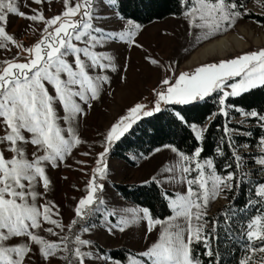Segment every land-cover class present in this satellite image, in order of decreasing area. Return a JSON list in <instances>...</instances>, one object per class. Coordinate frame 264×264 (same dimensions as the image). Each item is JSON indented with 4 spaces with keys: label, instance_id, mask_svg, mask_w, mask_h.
I'll use <instances>...</instances> for the list:
<instances>
[{
    "label": "snow or ice",
    "instance_id": "6c2138e0",
    "mask_svg": "<svg viewBox=\"0 0 264 264\" xmlns=\"http://www.w3.org/2000/svg\"><path fill=\"white\" fill-rule=\"evenodd\" d=\"M33 2L40 4L42 0ZM115 2L76 0L70 4L69 0H63L62 11L45 17L38 9H30L31 14L20 11L16 0H0V49L10 46L17 49L14 56L0 61V264H34V248L45 262L56 257L64 264H90L92 261H100L101 264H202L199 255L194 256L192 250L193 243L199 242L204 245V256H215L219 260V252L214 253L211 244L218 238L221 224L212 220L211 228H206V206L225 189L238 188L241 180H250V174L241 169L244 160L234 147L233 135L250 136L251 132L230 128L227 120L223 125L221 143L226 137L235 170L218 173L212 156L200 158V146L188 154L173 145H165L171 148L177 159L172 165L164 166L163 170L170 173L164 180L185 186L183 192L162 193L171 215L163 220L153 219L147 207L124 208L119 214L115 210L102 212L100 219L109 232L114 228L123 231L126 226L137 222L140 219L138 212L143 213V219L149 225L148 231L152 230V225H160L158 238L136 253L141 259L130 256L121 261L102 255L93 250L96 248L94 241L82 238V234L90 233L96 227L90 220L101 212V206H105L98 193L104 187L101 181L106 179L105 156L110 145L142 116H152L170 105H188L204 100L215 93L217 109L209 114L203 125L189 123L180 111L173 112L175 119L190 129L198 145L204 140L212 120L220 114L228 117L229 110L238 112L245 119H256L264 130V112L255 108L246 110L226 100L264 86V47L218 62L200 64L191 72L175 74L169 68L173 75H166L152 89L154 99L150 105L132 104L106 129L103 150L96 153L85 194L75 203L70 222L65 225L61 219L53 218L59 217V209L54 201L47 198L51 185L47 168L63 164L66 156L82 143L77 132L78 118L85 114L82 105L90 107L91 101L98 98L103 84L109 82L104 70H116L114 57L108 51L95 49L104 48L107 42L116 40L136 44L134 37L141 27L131 19L119 31L107 30L94 23L107 18L99 14L95 5L111 7ZM255 2L264 9V0ZM180 4L181 15L187 20L189 31L199 30L197 40L231 28L238 18L249 12L237 0H180ZM8 13L42 23L43 27L34 29V33L39 34L31 44L25 46L6 31ZM261 14L264 15V11ZM115 15L119 17V11ZM146 59H150L153 65L159 64L156 59ZM124 78L121 75V79ZM230 78L231 82H228ZM244 122V119L235 121L240 125ZM238 147L248 148L249 145ZM258 147L264 153V135L258 137ZM215 153L223 156L220 145L215 148ZM255 161L264 170V155L255 157ZM76 163L84 165L87 161ZM224 167L230 169L227 163ZM193 171L196 175L189 178ZM151 180L160 183L155 176ZM253 183L260 199L250 198L248 203H264V183ZM222 214L225 217L224 230L229 231V221L235 211ZM117 215L116 223H112L109 216ZM45 224L50 226L45 227ZM54 228L59 231H54ZM49 235L56 238L48 239ZM240 235L246 237L247 243L242 245L244 256L238 264H264V212L252 216L247 227L241 228ZM254 242L259 244V248L254 246ZM257 253L261 254L258 259Z\"/></svg>",
    "mask_w": 264,
    "mask_h": 264
},
{
    "label": "rangeland",
    "instance_id": "374dc122",
    "mask_svg": "<svg viewBox=\"0 0 264 264\" xmlns=\"http://www.w3.org/2000/svg\"><path fill=\"white\" fill-rule=\"evenodd\" d=\"M16 2L20 11L31 14L30 9H38L43 12L45 17L55 15L64 8L63 0H42L40 4L34 3L33 0H16ZM69 2L74 4L76 0H69ZM95 7L99 10L100 15L107 18L102 21H94V23L107 30H122L128 19L117 17L113 6L109 7L104 4L101 8V5L97 4ZM244 8L249 9V12L238 18L231 28H226L207 38L197 40L196 33L199 30L192 29L190 32L187 20L182 15L167 16L161 20L141 25L134 37L136 44L116 40L107 42L104 48L98 47L95 49L96 51H108L114 57L116 70H104V74L109 77V82L103 84L98 98L91 101L90 107L82 105L85 114L78 118L77 128L82 143L77 145L69 156H66L63 164H60L57 168L50 166L47 168V175L51 180L47 198L54 201L59 209V217L53 216L54 219H61L65 225L70 222L74 215L75 203L85 194V185L90 175V168L95 164L96 153L103 150V136L106 129L120 115L125 114V110L132 104L141 102L150 105L154 99L152 89L166 75H173V72L168 71L169 68L173 69L175 74H179L180 71L191 72L200 64L218 62L220 59L231 58L242 52L264 47V22L253 17L256 15L264 19V15L261 14L264 9H261L255 0L247 2ZM40 27H43L42 23L37 24L20 17L18 14L8 13L6 15V31L13 34L16 40L22 42L25 46L31 44L38 36L39 33H34V29ZM234 36L240 38L243 45L237 46L230 40V48L226 49L225 52L208 54L203 60L198 58L197 49L207 42L218 37L231 39ZM16 51L15 46L0 49V61L11 58ZM146 57L156 59L159 64L153 65L150 59H146ZM97 73H99V69H97ZM121 75L125 78L121 79ZM235 79H239V77ZM228 82H231V78ZM225 90L230 91L227 88ZM57 107L59 108V106ZM62 114V110H60V115ZM242 119L245 120L244 124L235 123V121ZM250 119V117L245 119L238 112L229 110L227 122L230 128H239L241 132H249L248 129L251 126H258L257 121L252 123ZM0 134H2V129H0ZM243 144L247 143L235 141L234 144L244 160L241 165L242 171L255 178H260L262 181L259 183H264V170L255 161V157L264 155V153H261L258 146L256 148L238 147ZM164 146L156 148L158 151L154 149L149 154L136 159L135 165H129L120 159L112 158L109 152L106 154L107 175L106 179L101 181L104 187L98 193L105 201V206H101V212L90 220V223L95 224L96 227L90 233L82 234V238L91 239L105 249L125 247L136 253L158 238L160 225H152V230L148 231L149 225L143 219L142 212L137 213L140 219L126 226L123 231L114 228L109 232L100 216L103 211L107 210H115L119 214L120 210L124 208L142 209V207L121 197L114 189L113 183H141L151 180L155 176L160 181L158 184L163 189L170 191L171 194L176 191H185L183 184L169 183L164 180V177L170 175V173L163 170L164 166L166 164L172 165L177 159L171 148ZM85 152L89 154L83 155ZM79 160L87 161V163L80 165L76 163ZM81 168H84V171H80ZM195 175L196 172L193 171L190 173L189 178ZM227 190L220 192L215 199L209 200L206 206L207 214L212 213L226 203ZM256 198L255 200L259 201L260 198L257 196ZM254 204H259L255 215L258 212H264V203ZM127 215L130 216L131 213H127ZM117 219L118 215L109 216L112 223H116ZM44 226L49 227L50 225L45 224ZM54 231L59 230L54 228ZM41 234L44 233L41 231ZM47 238L55 239L56 237L49 235ZM93 250L97 251L96 248ZM33 252L35 253L33 255L34 264H64V261L56 257H51L49 261L45 262L35 248ZM259 255L261 254L257 253V259ZM131 257L141 259L136 256ZM90 264H101V262L92 261ZM103 264H107V262H103Z\"/></svg>",
    "mask_w": 264,
    "mask_h": 264
},
{
    "label": "trees",
    "instance_id": "16d2710c",
    "mask_svg": "<svg viewBox=\"0 0 264 264\" xmlns=\"http://www.w3.org/2000/svg\"><path fill=\"white\" fill-rule=\"evenodd\" d=\"M250 0H237L238 3L244 5ZM115 11H119L120 17L131 19L140 25H146L150 22L161 20L167 16H181L182 6L180 0H116L113 5ZM256 17L259 21L264 19ZM229 104L243 107L246 110L252 108L260 112H264V86H257L245 93H241L237 97L226 98ZM217 109L216 94H210L204 100L195 101L188 105H170L163 108L161 112L153 113L152 116L141 117L131 128L118 140L113 142L109 147V155L112 158L135 165L136 159L149 154L152 150L164 146L173 145L178 150L190 154L197 147H202L200 158L208 156L214 158V167L218 173H225L227 170H235V161L232 158L231 150L228 148V141L225 137L223 143V125L228 117L220 114L210 123L205 133L203 141L198 143L195 141L188 127L177 121L173 115L174 111H180L189 123L196 122L200 125L204 124L209 114ZM253 123L256 119L251 118ZM219 126V127H218ZM250 136L233 135V140L238 143H247L250 148L258 146V137L264 135V131L259 126H251L249 129ZM220 145L223 149V156L216 155L215 148ZM229 164L230 169H225L224 165ZM145 183H113L114 189L124 199L133 202L140 207L150 209L153 219L164 217L171 214V210L167 207V201L162 193L171 195V192L163 189L157 182L147 180ZM262 181L260 178L250 176V180L245 182L241 180L240 186L228 189L226 192V203L217 208L210 214H206L205 219L208 221L206 228L210 229L212 220L220 222L218 228V238L212 240V251L219 252V260L215 256H204L205 251L202 242L193 243V255H199L202 264H238L239 259L244 256V248L242 245L247 243L246 237L240 235L241 228H246L247 221L256 214L259 204H249V199H257L255 196L254 183ZM235 211V215L231 216L229 221L230 230L225 231L223 221L225 219L222 214L224 211ZM211 238V237H210ZM99 253L111 256L113 259L125 261L128 256H136V252L125 247H114L105 249L95 243ZM255 247L259 244L254 242ZM139 257V256H136ZM141 258V257H139Z\"/></svg>",
    "mask_w": 264,
    "mask_h": 264
},
{
    "label": "bare ground",
    "instance_id": "6f19581e",
    "mask_svg": "<svg viewBox=\"0 0 264 264\" xmlns=\"http://www.w3.org/2000/svg\"><path fill=\"white\" fill-rule=\"evenodd\" d=\"M230 40H232L237 46L243 45L242 40L236 36L232 37L231 39L218 37L216 39H213L212 41L207 42L197 49L196 53L198 55V58L203 60L208 54H221L225 52L226 49L230 48Z\"/></svg>",
    "mask_w": 264,
    "mask_h": 264
}]
</instances>
